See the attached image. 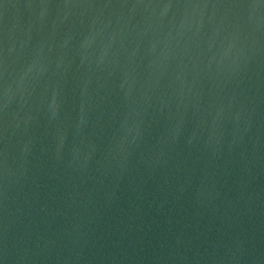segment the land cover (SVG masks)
I'll use <instances>...</instances> for the list:
<instances>
[{"label": "water", "instance_id": "1", "mask_svg": "<svg viewBox=\"0 0 264 264\" xmlns=\"http://www.w3.org/2000/svg\"><path fill=\"white\" fill-rule=\"evenodd\" d=\"M0 264H264V0H0Z\"/></svg>", "mask_w": 264, "mask_h": 264}]
</instances>
